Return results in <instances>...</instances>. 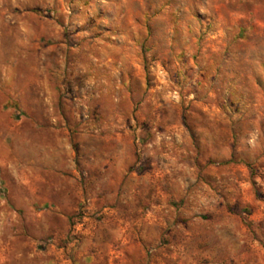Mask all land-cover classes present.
Returning a JSON list of instances; mask_svg holds the SVG:
<instances>
[{"label":"rangeland","instance_id":"obj_1","mask_svg":"<svg viewBox=\"0 0 264 264\" xmlns=\"http://www.w3.org/2000/svg\"><path fill=\"white\" fill-rule=\"evenodd\" d=\"M0 264H264V0H0Z\"/></svg>","mask_w":264,"mask_h":264}]
</instances>
